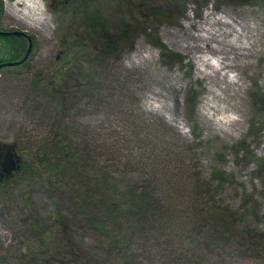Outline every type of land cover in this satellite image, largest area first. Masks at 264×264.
Instances as JSON below:
<instances>
[{"label":"rangeland","instance_id":"obj_1","mask_svg":"<svg viewBox=\"0 0 264 264\" xmlns=\"http://www.w3.org/2000/svg\"><path fill=\"white\" fill-rule=\"evenodd\" d=\"M0 4V27L33 38L31 64L0 74V141L18 156L0 181V264H70L76 247L88 252L79 264H193L183 248L199 264H264V58L233 68L246 88L235 99L241 110L229 113L243 122L217 129L200 112L208 79L181 45L189 18L264 14V0H43L49 35ZM99 165L179 209L203 203L208 217L228 207V230L211 220L179 230L171 242L180 261L142 240L128 260L108 257L86 227L104 194Z\"/></svg>","mask_w":264,"mask_h":264},{"label":"trees","instance_id":"obj_2","mask_svg":"<svg viewBox=\"0 0 264 264\" xmlns=\"http://www.w3.org/2000/svg\"><path fill=\"white\" fill-rule=\"evenodd\" d=\"M1 8L0 4V11ZM157 45L163 51V56L176 55L168 50L165 44L157 42ZM64 158L61 156L60 161H65ZM130 166L129 162L124 164L122 172H126ZM51 167L55 171L60 170L59 173L66 169L64 165L57 169L56 163H51ZM106 168L109 169V165H99L97 168L98 183L104 194L101 193V196L97 197L95 221L87 224L86 227L91 230L99 245L107 247L108 257L111 256L124 262L133 253L131 252L132 245L137 240H142L160 246L158 252L165 260L174 257L176 261H180L179 257L183 258V253L178 254V257L175 256L177 250L172 247L171 242L172 237H177L179 230L187 229L189 231L198 226L203 227L210 220L215 223L216 226H214L218 230H228L226 226L222 225L223 214L231 215L228 207L214 206L209 210L208 217L204 213V208L207 206L203 203H194L193 208L179 209L176 203L164 200L154 189H148L147 185L138 184V181L127 182L123 177L118 176L116 173L118 171L115 168L109 170ZM89 198L92 199L89 193H83L82 201L79 203L81 211L85 209L86 220L90 219L88 211H86L87 206L91 203ZM119 222L123 224V227L127 226L128 228L124 234L120 232L122 228L117 224ZM183 249L184 253L188 255L185 259L193 264H199L189 253V250ZM86 254H88L86 249L76 247L69 263H81L82 256Z\"/></svg>","mask_w":264,"mask_h":264},{"label":"bare ground","instance_id":"obj_3","mask_svg":"<svg viewBox=\"0 0 264 264\" xmlns=\"http://www.w3.org/2000/svg\"><path fill=\"white\" fill-rule=\"evenodd\" d=\"M5 13L29 28L49 35L54 28L43 0H5ZM188 40L182 48L192 53L197 74L208 79V96L200 106L202 115L217 129H231L243 119L232 116L241 110L245 83L233 68L248 67L252 58H264V14L251 12L237 19L230 14L207 11L199 19L189 18L182 26ZM261 70H264V68ZM264 75V74H263ZM232 112V113H229Z\"/></svg>","mask_w":264,"mask_h":264},{"label":"flooded vegetation","instance_id":"obj_4","mask_svg":"<svg viewBox=\"0 0 264 264\" xmlns=\"http://www.w3.org/2000/svg\"><path fill=\"white\" fill-rule=\"evenodd\" d=\"M0 74L4 68L16 66H29L31 64V55L33 48V38L28 33L17 34L19 32L14 28L0 27ZM13 153V158L18 161L17 154L13 151L9 144L0 141V181L9 178L12 173L4 171L5 159L8 157V152Z\"/></svg>","mask_w":264,"mask_h":264},{"label":"water","instance_id":"obj_5","mask_svg":"<svg viewBox=\"0 0 264 264\" xmlns=\"http://www.w3.org/2000/svg\"><path fill=\"white\" fill-rule=\"evenodd\" d=\"M1 34H6L4 31H0ZM17 34H23V32H15ZM17 167V161L13 158V153L8 152V157L5 159V164H4V171L7 173H11L13 170H15Z\"/></svg>","mask_w":264,"mask_h":264}]
</instances>
